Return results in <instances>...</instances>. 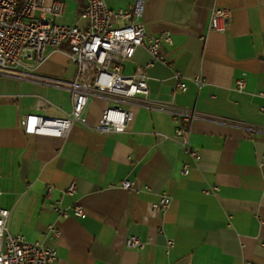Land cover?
I'll return each instance as SVG.
<instances>
[{
	"label": "crops",
	"instance_id": "1",
	"mask_svg": "<svg viewBox=\"0 0 264 264\" xmlns=\"http://www.w3.org/2000/svg\"><path fill=\"white\" fill-rule=\"evenodd\" d=\"M60 1L56 22L83 26V3ZM105 1L116 10L134 0ZM222 7L231 12L230 25L223 33L209 30L212 8ZM139 21L146 35L170 33L171 44L161 49L169 64L145 68L151 58L143 48L123 62L124 74L145 69L148 101L118 104L131 111L122 133L74 124L65 138L26 134V115L64 117L70 92L0 75V207L10 212L9 233L55 249L53 264H264V0H144ZM47 53L38 75H74L64 53ZM175 72L186 84L182 93ZM196 76L201 87L192 82ZM113 103L92 97L88 124ZM180 109L198 113L189 135L198 159L172 137L171 113ZM124 180L131 189L120 187ZM162 194L168 210L152 211ZM129 236L146 242L127 248Z\"/></svg>",
	"mask_w": 264,
	"mask_h": 264
},
{
	"label": "built area",
	"instance_id": "2",
	"mask_svg": "<svg viewBox=\"0 0 264 264\" xmlns=\"http://www.w3.org/2000/svg\"><path fill=\"white\" fill-rule=\"evenodd\" d=\"M82 2L79 19L83 26L61 25L56 20L62 16L64 5L60 0L47 3L46 0H0V75H10L22 80H30L66 89L71 95V109L64 117H49L30 114L24 117L23 129L26 134L65 138L74 124L87 126L103 134L122 133L131 118V111L118 104L124 101H148L147 73L141 68L131 74H124L122 64L133 58L138 48L150 55L149 67L153 62L169 64L161 52L163 44H171L168 31L157 36L146 35L139 21L144 0H134L125 8L111 9L105 0H74ZM124 21L123 25H115ZM231 23V12L227 8H212L208 29L223 33ZM66 44L67 51H61ZM64 53L75 66L74 75L67 80L38 75L35 71L48 57L47 51ZM175 88L186 90L180 74L175 72ZM197 87L204 84L200 76L192 78ZM243 88V79L237 82ZM102 97L113 101L103 109L95 125H89L84 115L89 100ZM46 109L49 104H42ZM172 119L177 122L173 139L178 140L183 150L199 158L191 148L189 135L191 125L197 118L195 109L172 111ZM184 166L182 173H185ZM120 187L131 189L130 181H121ZM75 192L71 183L65 193ZM0 188V196H1ZM170 206V198L162 194L151 204V210L164 213ZM53 209L66 215L59 206ZM76 217H83L81 206L74 205ZM10 212L0 207V264H53L56 251L45 248L37 241H26L22 235L9 233L7 223ZM54 237L59 231L50 228ZM146 242V241H145ZM145 242L135 236L125 240L127 248L141 249ZM169 244H172L169 241ZM186 264V263H185Z\"/></svg>",
	"mask_w": 264,
	"mask_h": 264
},
{
	"label": "rangeland",
	"instance_id": "3",
	"mask_svg": "<svg viewBox=\"0 0 264 264\" xmlns=\"http://www.w3.org/2000/svg\"><path fill=\"white\" fill-rule=\"evenodd\" d=\"M64 51H67V49H66V50H64Z\"/></svg>",
	"mask_w": 264,
	"mask_h": 264
}]
</instances>
